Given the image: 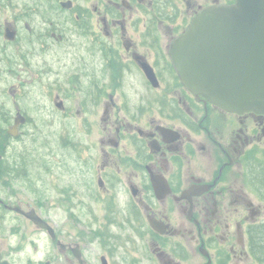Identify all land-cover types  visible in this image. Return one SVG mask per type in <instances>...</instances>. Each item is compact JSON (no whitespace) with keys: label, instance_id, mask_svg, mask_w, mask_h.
<instances>
[{"label":"flooded vegetation","instance_id":"1","mask_svg":"<svg viewBox=\"0 0 264 264\" xmlns=\"http://www.w3.org/2000/svg\"><path fill=\"white\" fill-rule=\"evenodd\" d=\"M218 2L0 0V264H261L264 114L196 96L169 55ZM39 119L60 129L31 166Z\"/></svg>","mask_w":264,"mask_h":264},{"label":"water","instance_id":"2","mask_svg":"<svg viewBox=\"0 0 264 264\" xmlns=\"http://www.w3.org/2000/svg\"><path fill=\"white\" fill-rule=\"evenodd\" d=\"M169 55L181 81L196 96L231 112L264 114V0L202 8L174 39ZM142 65L147 78L159 85L153 68Z\"/></svg>","mask_w":264,"mask_h":264},{"label":"rangeland","instance_id":"3","mask_svg":"<svg viewBox=\"0 0 264 264\" xmlns=\"http://www.w3.org/2000/svg\"><path fill=\"white\" fill-rule=\"evenodd\" d=\"M36 16H37V18H35ZM62 16H63L64 20H66V19L70 20L71 15H69L68 12H63ZM51 17H57V14L50 9L49 3H48L46 6V9L45 10L40 9V11L37 15H36V13L35 14L31 13L30 15H24L23 17H21L20 20H45V19L51 18ZM47 20H50V19H47ZM178 21H180V20H178ZM178 21L174 22L175 27L178 26ZM180 31H182V27H180L178 29V31L174 30V33H178ZM173 38H174V34L170 40H168V41L164 40L165 46H167V44H169ZM36 60L40 61L41 59H36ZM52 71H54V69ZM53 74L55 77V73H53ZM36 75H37L36 73L28 72V73L24 74L23 78H29L30 79L29 81H31V80L37 81L38 78L36 77ZM44 79L47 80V78H45V77H44ZM15 81L17 82L18 78H16ZM25 90L29 92V95H27L28 99L26 98V100H29L28 102L30 104L29 103H27V104L32 109L38 108L39 103L41 101V94L44 93L45 91H48V89H36L34 85H30V88H27ZM116 97H117V95H116ZM35 111L38 112V110H35ZM58 122H59L58 120H53V119L52 120L39 119V120H34L33 122H31V124L26 126V128H25L26 130H28L30 133L36 132V136H37V138L35 140H32V139L28 138V136L25 135V137L22 140H20V146L21 145H30L31 148L35 149V151H36L35 155L30 154L31 166H32L33 161L37 162L39 160L38 154L40 152V145H42V144L48 145L49 147L54 149L58 129H60V124ZM238 176H240V173H238Z\"/></svg>","mask_w":264,"mask_h":264},{"label":"trees","instance_id":"4","mask_svg":"<svg viewBox=\"0 0 264 264\" xmlns=\"http://www.w3.org/2000/svg\"><path fill=\"white\" fill-rule=\"evenodd\" d=\"M231 1V0H228ZM254 248L257 256L261 260V264H264V229L257 227L256 233L253 236Z\"/></svg>","mask_w":264,"mask_h":264}]
</instances>
